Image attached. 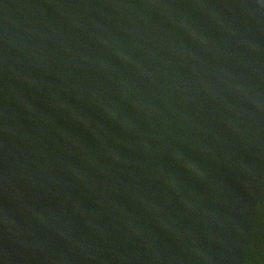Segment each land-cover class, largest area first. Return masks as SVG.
Masks as SVG:
<instances>
[{"label": "water", "instance_id": "water-1", "mask_svg": "<svg viewBox=\"0 0 264 264\" xmlns=\"http://www.w3.org/2000/svg\"><path fill=\"white\" fill-rule=\"evenodd\" d=\"M0 209L24 264H264V0H0Z\"/></svg>", "mask_w": 264, "mask_h": 264}]
</instances>
